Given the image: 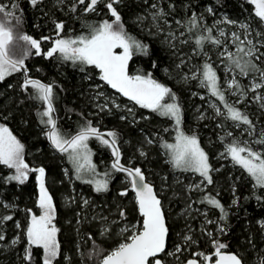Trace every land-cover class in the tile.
Segmentation results:
<instances>
[{
  "label": "trees",
  "instance_id": "16d2710c",
  "mask_svg": "<svg viewBox=\"0 0 264 264\" xmlns=\"http://www.w3.org/2000/svg\"><path fill=\"white\" fill-rule=\"evenodd\" d=\"M88 2L90 0H85V3ZM13 3L17 7L9 10L20 18L19 24L9 18L14 34H27L41 41V55H35L34 50L30 49L29 54L22 58L30 77L54 85L53 104L58 127L72 135L85 121H91L100 130L116 131L121 163L141 168L153 185L162 202L169 230L166 251L160 255L163 262L181 264L194 257L195 253H212V239H216L227 245L223 250L235 252L244 264H258L259 259L264 258V226L261 224L264 221V188L254 187L250 178L230 157L221 160L217 155L231 140L226 137L227 132H232L233 137L240 140L258 138V132L264 130V114L253 104L246 106L244 97L239 109L242 111L246 107L244 113L255 124L256 135L249 137L245 132L242 136L235 134L238 128L231 121L217 116L205 99L196 93L206 89L197 88L195 79H185L186 72H196L205 62L204 59L211 62L224 60L214 55L207 41H204L202 51L195 44L198 36L207 35L204 29L212 28L210 21L217 15L246 22L264 32V25L254 16V6L248 0H119L113 5L121 15L125 30L148 45L149 49V55H133L128 65L129 74L151 73L154 79L170 87L181 105L182 129L197 135L208 153L209 163L214 169L210 172L213 183L207 184L206 181L203 189H188L186 185L190 172L174 169L161 147L174 128L171 118L151 110L125 107L131 101L101 81L99 70L93 66H86L82 72L78 63L74 65L72 61H64L58 58L59 54L54 57L43 55L51 47L52 40H42V37L56 36V22L65 25L60 33L63 38L87 35L91 30L89 26L113 19L105 4H98L95 12H85L77 0H39L36 6L30 0H0V4L4 5ZM73 4L76 5L74 12L71 11ZM152 4H156L157 8L153 9ZM209 7L213 10L211 13L207 11ZM158 9H163L165 15L154 21L152 14ZM193 14L202 19L199 20V27L189 32L187 22ZM177 21L181 23L177 24ZM213 32L212 28V35ZM25 47V42L17 41L14 58H21ZM251 60L257 65L255 60ZM153 62L156 67H153ZM221 73L219 71L220 80ZM255 74L250 71L248 75ZM21 76L22 71H19L0 81V123L6 125L24 144L25 163L30 168L45 169V186L53 197L56 208L54 224L59 229L56 238L60 244V254L53 264H99L103 254L117 247L130 233L121 234L119 229L123 224L131 226L142 222L130 183L125 173L111 169V149L95 138H90L89 146L96 171L100 174L96 178H105L103 174L110 173L108 190L96 192L93 184L85 183L84 180L92 179L91 176L76 179L75 170L64 153L57 152L49 143L45 134L47 128L40 123L37 115L43 110V105L31 98V88L28 91L21 89ZM237 80L241 83L244 79ZM96 91L114 98L120 107L109 104L111 111H100L97 104L105 101L103 97L99 100L95 98ZM197 107L204 118L197 116ZM253 117H257L259 122ZM221 137L225 139L221 140ZM13 174L14 169L0 165V217L12 216L11 220L0 222V232L5 236V240L0 241V264H42L43 249L36 246L31 247L33 260L28 262L23 259L28 247L25 230L30 213L27 210L31 209L36 215H40L41 211L36 203L38 191L35 172H29L23 184L5 180ZM125 188H129L128 194L121 196L120 192ZM208 194L220 200L227 212L225 219H220L219 209L206 202L201 203ZM84 200L88 201L87 205L83 203ZM120 209L125 212L124 218L119 215ZM104 217L107 219H102ZM206 220L213 223H206ZM104 228L108 231L101 235ZM221 228L223 232L219 231ZM209 232L212 233L211 237ZM17 236L20 237L19 243L11 245ZM185 236H191L196 243L185 244ZM177 245L181 246V251L168 255L175 251Z\"/></svg>",
  "mask_w": 264,
  "mask_h": 264
},
{
  "label": "snow or ice",
  "instance_id": "6c2138e0",
  "mask_svg": "<svg viewBox=\"0 0 264 264\" xmlns=\"http://www.w3.org/2000/svg\"><path fill=\"white\" fill-rule=\"evenodd\" d=\"M30 2L33 6H36L39 0H30ZM118 2L119 0H90V2L85 3V0H77V3L83 6L85 12H95L97 5L104 3L113 19L111 21L105 19L96 26H89L91 29L89 34L79 35L74 38L61 37L60 33L65 25L63 22H56V36L54 38L42 37V40H52V46L43 55L54 57L59 54L58 58L64 61H72L74 65L78 63L82 72L86 66H93L99 70V79L122 96L135 102L141 108L150 109L161 116L173 119L176 130L175 142L162 144V147L167 150V154L170 157V163L176 169L198 173L207 181V184H212L210 172L214 171V169L209 163L208 155L200 146L199 140L195 135H187L180 128L182 109L173 90L164 83L154 79L151 73L146 75L129 74L128 65L133 55L137 53L149 55V49L148 45L141 43L125 30L121 15L116 7L113 6ZM248 2L254 6V16L259 20L260 24H264V0H248ZM16 7L14 3L11 5L0 4V81L24 68V59L22 57L27 56L30 49L35 50V55L42 54L40 40L34 39L27 34H14L9 18L15 20L17 24L20 23V18L9 8L15 9ZM151 7L156 9L157 5L152 4ZM71 11H76L75 4H73ZM207 11L211 13L213 10L209 7ZM164 15V10L158 9L152 14V18L155 21L158 17L162 18ZM138 19L143 18L139 17ZM200 19L202 17L198 18L196 14L192 15L187 22L189 32L199 27ZM180 23V21H177V24ZM221 23L237 25L239 22L224 17L223 20L216 21L215 25ZM157 27L159 28V25ZM239 28L243 30V38L240 32L231 33V43L235 45L236 53L228 50L227 45H225L224 51L220 52L219 55L228 61L225 64L226 74L233 70V66L239 69L241 76H247L249 71L258 72L260 82H256L254 79L251 83V91L256 92L258 89H264V69L259 68L251 59L244 60L243 57L251 58L259 49L253 43V40L249 39V36L252 35L250 25L246 22L239 23ZM204 31L207 35H200L195 40L198 49L203 50L204 41H209L217 46L222 43L220 39L212 35V28L206 27ZM217 31L220 36L225 35L222 28H217ZM169 35L175 38L173 33ZM256 36L264 38V32L258 31ZM17 41L25 42L26 46L21 58H14L16 56L14 45ZM256 43L264 45V39L257 40ZM117 49L121 51H117ZM240 53L243 56H240ZM256 58L259 59V57ZM242 60L243 62H241ZM183 62L182 60L181 63ZM221 62L223 63L224 60ZM153 67H156L155 62H153ZM191 78L197 79L200 87L207 89L209 95L215 97L219 104L223 106L221 108L215 101L210 103L217 116L223 117L225 121H231L236 128L246 125L247 127L244 131L249 137L256 135V126L249 119V116L236 107L235 104L229 103L226 98V91L232 95H239L240 99L236 103H240L247 95L240 81L235 76L230 80L226 78L222 86L216 69L205 60L203 65L192 74ZM20 87L24 91H28L31 88V98L42 103L43 110L39 111L37 115L40 118V123L47 128L45 133L47 139L54 148L60 152L68 153V159L72 162L75 169L76 179H82L85 174L92 177L100 175L96 171V165L92 163L91 150L88 147L89 139L95 138L102 145L111 149V154L114 157L111 169L115 172L125 173L131 190L135 192V200L142 222L138 226L126 225L122 228L121 234L130 231L131 235L126 236L124 241L119 243L117 247L103 254L99 264H163L158 256L166 251V239L169 230L166 226L162 202L154 191L152 184L146 182V177L141 168L126 167L121 163L117 132L114 130L102 132L99 128L93 126L91 121H85L75 134L64 133L58 127L57 119L54 115V85L52 83H42L40 80L25 74ZM99 87L97 85V89ZM101 97L104 98L105 102L97 104L100 111H111L109 104L116 108L120 107L119 104H116L114 98L110 99L105 97L102 91H96L95 98L99 100ZM201 98L203 99V97ZM253 99L264 101V95L257 93ZM261 107L264 108V103L261 104ZM128 111L131 113L132 110L129 108ZM125 118L121 117V119ZM199 118H204L203 114ZM226 137L231 138V140L224 145L225 151L221 153V156L230 157L234 164L239 165L254 180V187L264 188V152L256 151L252 148V143L264 145V130L260 131L258 138L255 140L241 141L239 138L233 137L232 132H227ZM224 139L225 137H221V140ZM148 142L151 143L150 140ZM141 155H144V153L141 152ZM0 165L15 170V174L5 178L6 181H18L23 184L28 179L29 172L37 173L36 181L39 185L37 203L41 213L36 215L32 213L31 209L27 210L31 215L25 230L28 247L25 249L23 259L31 262L33 260L31 247L36 246L43 249L42 264H53L56 257L60 254V244L56 238L59 229L53 223L56 208L53 203V197L45 186V169L43 167L30 168L25 163L24 144L4 124H0ZM103 176L105 178L88 179L84 180V182L93 184L96 192H106L109 187L108 177H110V173L106 172ZM194 187L200 189L201 186L195 185ZM128 191L129 188H125L120 192V195L126 196ZM205 202L220 210L221 220L226 218L227 212L219 199L208 194L202 198L201 203ZM235 202L234 200L233 203ZM83 203L87 205L88 201L84 200ZM4 206L12 207V205ZM119 215L121 218L125 217L123 209H120ZM11 219L12 216H2L0 217V222ZM102 219L106 220L107 218L104 217ZM206 223L210 224L213 221L206 220ZM261 224L264 226V221ZM16 226L20 227L19 222H17ZM107 231L108 229L104 228L101 235H104ZM219 231L223 232L224 229L221 228ZM208 235L211 237L212 233L209 232ZM183 239L185 244L196 243L191 236H185ZM4 240L5 236L0 232V241ZM19 241L20 237L17 236L11 241V245H16ZM212 245L215 256L214 264H244L238 254L223 251L227 247L225 243L212 239ZM180 251L181 246L177 245L175 252ZM99 254L97 253V255ZM174 254L173 252L168 253V255ZM195 256H202L203 261L192 258L188 259L186 264H212V255L195 253ZM258 264H264V258H260Z\"/></svg>",
  "mask_w": 264,
  "mask_h": 264
},
{
  "label": "rangeland",
  "instance_id": "374dc122",
  "mask_svg": "<svg viewBox=\"0 0 264 264\" xmlns=\"http://www.w3.org/2000/svg\"><path fill=\"white\" fill-rule=\"evenodd\" d=\"M224 15L223 14H219V15H217L215 18H212L211 19V21H210V25L212 26V28H213V36L214 37H216V38H218V39H220L221 41H222V43L219 45V46H217V45H215V44H213V43H211V42H209V41H207V45L212 49V50H214V55L218 58V57H220V58H222L219 54H220V52H222V51H224V48H225V45H227V47H228V50H230V51H232L233 53H236V47H235V45H233L232 43H231V33L232 32H240L241 33V36H242V38H243V30L242 29H240L239 28V23H245V22H239L237 25H231V24H228V25H231L232 27H230V28H228L227 26H226V24H223V23H221V24H219V25H215V22L216 21H218V20H223L224 19ZM264 25V24H263ZM251 27V26H250ZM217 28H222L223 30H224V32H225V35L224 36H220L219 35V33H218V31H217ZM251 29H252V35L251 36H249V39H252L253 40V43L254 44H256V47L259 49V51L258 52H256L255 53V55L253 56V57H251V59H253V60H255L256 61V63H257V65H258V67L259 68H261V69H264V45H262V44H257L256 43V41L257 40H261V39H264V38H262V37H258V36H256V32H261V30L259 29V28H257V27H251ZM52 46V45H51ZM216 48V49H215ZM34 50V49H33ZM34 52H35V50H34ZM41 52H42V49H41ZM240 56H243V54L242 53H240L239 54ZM256 57H259V59H257ZM243 59L244 60H247V59H249L248 57H243ZM206 59H204V61H205ZM209 63H211L212 65H213V67L216 69V71H217V74H218V76L220 77V75H219V71L220 72H222L221 73V75H222V79L220 80L221 81V84H222V86L224 85V81H225V79L227 78V79H231L233 76H235V78L237 79V78H242V82L240 83L241 85H242V87L244 88V90H245V92L247 93V95L245 96V100L243 101V99L241 100V102L243 101L244 102V104L247 106V104H253V105H255L258 109H259V111H260V113L261 114H264V108H262L261 107V104L262 103H264V101H257V100H255V99H253V97L257 94V93H259L260 95H264V89H258L256 92H253V91H251V83H252V81L255 79L256 80V82H260V77H259V73L258 72H256V74L255 75H247V76H241L240 74H239V69H236L235 68V66H233V70L231 71V72H229V73H225V64H227L228 63V61L226 60V59H224V62L222 63V62H220L219 60L218 61H214V62H211V61H208ZM241 62H243V60L241 61ZM250 72V71H249ZM189 73L188 72H186V77H187V79L188 78H191L192 77V74H189L190 75V77H189V75H188ZM21 78L23 79V75L21 76ZM186 79V80H187ZM196 80V87L197 88H199L200 87V85H199V81L197 80V79H195ZM196 93L198 94V96L201 98V97H203L204 99H205V101H206V104L208 105V106H210V103L211 102H213V101H215L219 106H220V104H219V102L216 100V99H214V97H211L210 95H209V93H208V91H207V89H206V91L204 90L203 92H200V91H196ZM225 95H226V98H227V100H228V102L229 103H233V104H235V106L236 107H240V105H239V103H236V101L238 100V99H240V97H239V95L237 94V95H232L230 92H225ZM240 102V103H241ZM125 107L126 106H129L130 108H133V106L135 107V108H137V109H141L142 111H144V110H148V111H150V109H145V108H141L139 105H136L135 104V102H130V103H128L127 105H124ZM211 107V106H210ZM221 107V106H220ZM221 108H223V107H221ZM199 110V107H197L196 109H195V111H198ZM244 110H246V107L244 106V109L242 110V112H244ZM201 114H202V112H200V111H198V115L197 116H201ZM254 118V120L256 121V122H259V121H257L258 120V118L257 117H253ZM173 120V119H172ZM174 120H173V126H174ZM0 124H2V123H0ZM180 128L182 129V127H181V125H180ZM244 127H243V125H241V127H240V129L238 128L236 131H237V133H235V134H240L241 136H242V134H243V132H245L244 131ZM183 131H184V129H182ZM185 132V134H187V135H195L194 133H190V132H186V131H184ZM260 133V131L258 132V134ZM175 136H176V130H175V127L173 128V130H172V133L170 134V137L169 138H166L164 141H163V143H165V142H167V143H174L175 142ZM197 138H198V140H199V143H200V146L204 149V151L206 152V154L208 155V153H207V151H206V149H205V147H204V145L202 144V142H201V140H200V138L197 136V135H195ZM90 140V139H89ZM244 140H248V139H244V138H242V140L241 141H244ZM162 143V144H163ZM88 147H89V149L91 150V148H90V146H89V141H88ZM161 147H162V145H161ZM252 148L254 149V150H256V151H261V152H264V145H260V144H255V143H252ZM162 149H163V151L166 153V156H167V158H168V160H169V162H170V157H169V155L167 154V150L166 149H164L163 147H162ZM225 151V148H224V146H223V148L221 149V151H219V153H218V158L219 159H221V160H225V159H228L229 157H227V156H224V157H222L221 156V153H223ZM111 152V151H110ZM64 155H65V157H66V159H67V161H68V163H69V165L74 169V167H73V164H72V162L68 159V153H64ZM111 157H112V154H111ZM209 157V156H208ZM91 160H92V163H93V158H92V150H91ZM94 164V163H93ZM171 164V163H170ZM172 165V164H171ZM236 165V164H235ZM239 168H241L239 165H237ZM174 168V167H173ZM174 169H176V168H174ZM242 169V168H241ZM75 170V169H74ZM176 170H178V171H183V172H190L189 173V175H190V177H189V182L187 183V187L186 188H188V189H193V188H195L194 186L195 185H200L201 187H200V189H203L204 188V186L206 185V181L204 180V178L203 177H201L198 173H195V172H192V171H184V170H182V169H176ZM243 170V169H242ZM244 171V170H243ZM245 172V171H244ZM245 174L249 177V175L245 172ZM36 175H37V173H35V180H36ZM84 176H91V175H87V174H85ZM83 176V177H84ZM92 177V176H91ZM97 179L96 177H92V179ZM191 178H195V180H193V179H191ZM250 178V180L252 181V183H253V185H254V180L251 178V177H249ZM202 181H203V183H202ZM37 182V181H36ZM190 186H193V187H190ZM37 191H38V196H37V201H38V198H39V185H38V182H37ZM134 200H135V195H134ZM37 201H36V203H37ZM135 202H136V200H135ZM37 205H38V203H37ZM40 213H41V211H40ZM53 223H54V220H53ZM127 224L125 223V224H123L122 226H121V228L119 229V230H121L122 228H124L125 226H126ZM133 225H137L138 226V224H136V223H134ZM130 232V231H129ZM128 235H131V232L128 234ZM173 253H175V251H173ZM206 255V254H205ZM171 256V255H170ZM196 257H198V256H196ZM199 258V260L200 261H203V257L202 256H199L198 257ZM181 264H183V262L181 263Z\"/></svg>",
  "mask_w": 264,
  "mask_h": 264
},
{
  "label": "water",
  "instance_id": "95a60500",
  "mask_svg": "<svg viewBox=\"0 0 264 264\" xmlns=\"http://www.w3.org/2000/svg\"><path fill=\"white\" fill-rule=\"evenodd\" d=\"M22 70H24V68H22L20 71H22ZM26 74V73H25ZM55 115V118L57 119V116H56V113L54 114ZM102 132H107V131H104V130H101ZM75 134V133H74ZM107 138V137H106ZM49 141V140H48ZM49 143L51 144V142L49 141ZM51 146H52V144H51ZM53 147V146H52ZM54 148V147H53ZM55 150L57 151V152H60L59 150H57L56 148H55ZM113 159H114V157L112 156V161H113ZM111 161V162H112ZM126 167H133V166H130V165H125ZM146 182H148V183H150L147 179H146ZM153 186V185H152ZM154 188V187H153ZM154 191H155V189H154ZM156 192V191H155ZM134 193V195H135V192H133ZM159 197V196H158ZM137 204V203H136ZM137 208H138V205H137ZM165 221H166V217H165ZM166 226H167V224H166ZM166 241H167V239H166ZM224 252H230V253H235V252H233V251H228V250H223ZM162 254V253H161ZM161 254H159V256H158V258L159 259H161L160 258V255ZM207 255H212L213 256V261H212V264H214V260H215V256H214V252H212V253H209V254H207ZM192 258H196V257H191V258H189V259H192ZM198 261H199V259L198 258H196ZM162 260V259H161ZM188 260V259H187ZM187 260L183 263V264H186V262H187ZM162 262H163V260H162ZM163 264H167V263H165V262H163Z\"/></svg>",
  "mask_w": 264,
  "mask_h": 264
},
{
  "label": "flooded vegetation",
  "instance_id": "af4514ba",
  "mask_svg": "<svg viewBox=\"0 0 264 264\" xmlns=\"http://www.w3.org/2000/svg\"><path fill=\"white\" fill-rule=\"evenodd\" d=\"M117 51H121L120 49H117ZM130 62V61H129ZM25 69H26V74L30 77V75L28 74V70H27V68H26V66L24 65V70H22V75H23V79H24V76H25ZM31 78H33V77H31ZM34 79H37V78H34ZM39 80V79H38ZM41 81V80H40ZM42 82V81H41ZM42 83H44V82H42ZM46 84V83H45ZM124 97V96H123ZM125 98H127V97H125ZM128 99V98H127ZM133 102V101H132ZM30 215H31V213H30ZM200 261V260H199Z\"/></svg>",
  "mask_w": 264,
  "mask_h": 264
}]
</instances>
